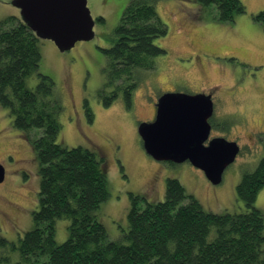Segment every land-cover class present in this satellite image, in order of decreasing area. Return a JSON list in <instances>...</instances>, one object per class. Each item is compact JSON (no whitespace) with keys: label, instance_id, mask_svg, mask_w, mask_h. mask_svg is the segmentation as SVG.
Here are the masks:
<instances>
[{"label":"rangeland","instance_id":"rangeland-1","mask_svg":"<svg viewBox=\"0 0 264 264\" xmlns=\"http://www.w3.org/2000/svg\"><path fill=\"white\" fill-rule=\"evenodd\" d=\"M127 1L87 0L94 19V37L90 40L78 41L64 51L52 40L38 42V72L52 78L63 105L57 141L66 147H90L103 155L109 195L97 210V217L110 239L124 242L129 192L144 194L148 201L162 200L166 179L176 177L206 210L240 212L246 206L238 197L237 185L243 173L254 170L264 157V23L253 18L264 10V0H241L246 11L233 21L216 19L214 6L206 7L198 0H157L158 14L168 31L155 42L166 53L156 59L154 70L142 73L130 108L121 97L103 104L109 88L105 86L102 49L112 43ZM10 14H19V8L11 0H0V19ZM37 80L33 75L29 85ZM166 92H211L214 117L209 137L234 140L239 147L218 184L189 161L157 160L144 150L138 125L150 119L152 103ZM85 105L93 114L91 121ZM0 163L5 169L0 207L5 208L10 201L20 206V211L8 212L25 233L33 226L32 211L37 207L38 164L32 141L24 130L12 125L8 109L1 105ZM24 169L28 175L20 179ZM254 205L264 213V185ZM68 222L57 220V242L68 237ZM0 236L12 240L14 232L7 229ZM10 258L7 264L19 260V250L10 248Z\"/></svg>","mask_w":264,"mask_h":264},{"label":"trees","instance_id":"trees-1","mask_svg":"<svg viewBox=\"0 0 264 264\" xmlns=\"http://www.w3.org/2000/svg\"><path fill=\"white\" fill-rule=\"evenodd\" d=\"M156 1L128 0L112 43L102 49L109 88L104 105L121 97L130 108L142 73L154 70L156 59L166 53L155 42L168 31ZM198 1L214 6L213 16L221 21H233L246 11L241 0ZM253 18L264 23V10ZM39 40L19 14L0 19V105L32 141L39 174L33 226L12 240L0 237V264L11 262L10 248L20 253L11 264H264V213L254 205L264 185V157L237 185L245 210L208 211L176 177H168L162 200L129 192L125 242L110 239L97 217L109 195L104 157L93 148L57 141L63 105L52 78L38 72ZM33 75L38 80L31 86ZM85 106L91 121L93 114ZM61 218L69 221L68 237L57 242Z\"/></svg>","mask_w":264,"mask_h":264},{"label":"water","instance_id":"water-1","mask_svg":"<svg viewBox=\"0 0 264 264\" xmlns=\"http://www.w3.org/2000/svg\"><path fill=\"white\" fill-rule=\"evenodd\" d=\"M19 16L40 39L64 51L94 37V19L87 0H11ZM213 114L210 94L166 92L157 101L155 119L141 122L137 131L144 150L157 160L184 162L201 169L214 184L222 180L239 147L234 140L213 137L207 144ZM5 169L0 163V181Z\"/></svg>","mask_w":264,"mask_h":264},{"label":"flooded vegetation","instance_id":"flooded-vegetation-1","mask_svg":"<svg viewBox=\"0 0 264 264\" xmlns=\"http://www.w3.org/2000/svg\"><path fill=\"white\" fill-rule=\"evenodd\" d=\"M199 93H203V92H199ZM206 93H210L211 97H212V94L211 92H206ZM205 93V94H206ZM162 95V94H161ZM160 95V96H161ZM159 96V97H160ZM158 97V98H159ZM212 100H213V97H212ZM157 100H155L152 104H153V113H152V116L150 117V119L147 120V122H151L155 119V115H156V109H157ZM214 115V103H213V114L212 116L209 118V123L211 125V130L213 128V116ZM141 123V122H140ZM211 132V131H210ZM213 138V137H211ZM209 137L208 141L211 139ZM207 141V142H208ZM28 175L27 171L24 169L23 171H21L19 173V178L20 179H24L26 176ZM5 178V177H4ZM4 181V179H3ZM0 182L1 183H3ZM17 205V206H16ZM8 209H11V210H15V211H20V206L18 204H15L13 202H9V203H6V206L5 208L4 207H0V212H1V215H0V232H7V229H12L13 232H14V235L20 230V228H18V225L17 224V219L14 215H12L11 213L8 212ZM7 228V229H6ZM2 237V236H0Z\"/></svg>","mask_w":264,"mask_h":264}]
</instances>
